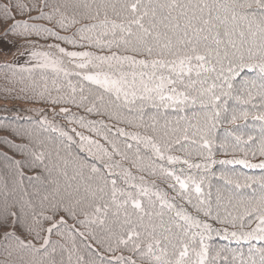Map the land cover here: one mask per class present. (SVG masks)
Returning a JSON list of instances; mask_svg holds the SVG:
<instances>
[{
    "label": "trees",
    "instance_id": "trees-1",
    "mask_svg": "<svg viewBox=\"0 0 264 264\" xmlns=\"http://www.w3.org/2000/svg\"><path fill=\"white\" fill-rule=\"evenodd\" d=\"M123 2L0 0V37L13 45L21 44L58 59L57 64L35 66L6 59L0 62V224L9 211L16 213L8 218L9 226L0 227V264H48L53 258L59 264H116L115 258L122 255L131 256L136 264H156L150 257L143 259L119 244L118 237L131 235L130 226L122 224L124 209L117 217L116 208L109 201L106 216L93 214L88 204L93 200L99 203V200L90 193L87 200L75 204L84 196L86 188L95 189L99 183V176L82 165H95L101 169V175L113 173L110 178L117 180V187L139 199L145 210L152 213V221L157 225L163 222L172 227L171 222H175L187 226L176 212L191 216L201 225L210 224V234L205 233L202 226H192L189 233L190 236L203 233L210 237L205 240L209 246L205 264H248L250 256L259 264L260 253L256 249L264 248V241L230 236L232 231L239 235L257 227L258 214H248L253 208L249 201H257L264 195V168L250 166L264 164V155H261L264 120L255 118L264 115V95H261L264 90L260 89L262 81L258 71L241 72L231 81L232 89L226 86L214 89L215 94L220 95L218 101L211 100L212 93H205L195 104L191 100L186 103L160 101L158 96L140 99L146 94L141 91L138 74L151 69L127 62L93 59L113 54L136 60L154 58L142 50L133 52L131 45L120 40L123 33L113 30L110 23L103 26V9L95 16L98 5L119 6ZM171 2L152 0L153 5ZM5 5L13 18L5 19ZM19 5L25 8L21 11ZM107 20L120 24L123 17L108 9ZM17 21L26 22L30 28L13 31ZM133 31H136L135 26ZM60 48L65 52H60ZM67 52H90L92 57H69ZM82 63L87 67L80 68ZM120 72L127 73L129 81L131 73H137L136 97L129 96L125 100L121 92L117 100L114 90L109 91L85 79L97 74L117 79ZM211 75L214 78L215 74ZM144 79L147 83V77ZM245 81H254L255 87ZM213 82L221 84L220 80L208 79L203 87L208 88ZM223 92L230 95L225 96ZM246 99L248 103H244ZM214 112H219V116L213 117ZM243 113H247L246 118ZM233 116L237 117L234 123ZM77 134L88 137L111 153L110 157H103L105 167H101V153L96 146L87 145ZM205 140L210 141L208 148L204 147ZM152 143L162 146L165 157L175 156L179 160L174 163L161 160ZM87 147H92V152H88ZM37 156L41 158L37 160ZM184 160L188 163L184 164ZM240 160L246 163H238ZM107 165L113 167L107 168ZM162 169L174 171L181 179L191 177L189 187L180 190L174 177L166 176ZM192 181L200 184V193L195 191ZM173 184L175 188L170 187ZM141 188L148 191L147 196L140 195ZM160 197H164L163 201ZM123 199L125 197L118 194L116 202ZM149 200L155 208L148 205ZM168 204L175 207L169 209ZM68 206L73 207L75 217L63 210ZM126 208L128 213L138 214L131 203ZM209 209L210 215L206 216L205 211ZM160 211L164 213L162 218L155 215ZM135 214L131 217L133 223ZM49 216L53 218L51 221L44 219ZM61 219L66 223L58 224L50 236L41 231V227L50 228ZM147 220L145 218L146 223ZM13 223L15 227L11 226ZM28 226L39 231L40 238H35L36 233L30 232ZM157 230L159 232V228ZM176 231L173 227V232ZM7 232L15 235L6 237ZM17 237L35 245L39 251L22 248ZM45 238L50 239L46 249L42 247ZM196 239L199 240V235ZM140 240L143 242L141 250L146 252L150 240L146 236H141ZM109 246L114 251H109ZM153 252L159 254L155 247ZM80 257L82 259H78ZM196 259L190 251V264Z\"/></svg>",
    "mask_w": 264,
    "mask_h": 264
},
{
    "label": "snow or ice",
    "instance_id": "snow-or-ice-1",
    "mask_svg": "<svg viewBox=\"0 0 264 264\" xmlns=\"http://www.w3.org/2000/svg\"><path fill=\"white\" fill-rule=\"evenodd\" d=\"M18 7L21 11L25 8L24 5H19ZM86 7L88 6L86 5ZM101 9L104 10L105 15L103 26L106 27L110 23L113 30L119 29L123 33L120 36V40L125 45H131L133 52L142 50L148 56L154 57L151 60H136L131 56L120 57L113 54L112 56H96L93 58L101 62L115 60L119 63L127 62L130 65H139L143 68L151 69V71H142L138 74L141 91L146 94L141 95L140 99H151L153 96H158L160 101L186 103L191 100L195 104L196 100L205 93H212L211 100L218 101L220 100V95L215 94L214 89L217 87L223 88L224 86L232 89L231 81L245 70L258 71L259 79L262 81L260 89L264 90V0H195V2L187 0L184 3L179 2V0H172L171 3H158L155 5L152 4V0H148L147 3H144L143 0H124L119 6L116 4L98 5L95 16L100 15ZM108 9L116 16L123 17L120 24L107 20ZM173 12L176 13L175 16H173ZM95 16L92 18H95ZM4 17L5 19L13 18L8 11L7 5L4 6ZM134 26L136 31H133ZM92 27L95 28L97 26L93 25ZM29 28L30 25L26 22L17 21L12 30L24 29L27 31ZM88 30L91 31V29ZM112 35L115 37L116 32L113 31ZM60 39L63 38L61 37ZM59 51L65 52L64 48H60ZM33 55H37V53H33ZM66 55L69 57H92L90 52H67ZM89 63H91V60ZM109 66L112 67L111 64ZM79 67L85 68L87 65L82 63ZM165 71L167 74H165ZM193 73H195V78ZM211 74H215L214 78ZM131 75V81L127 78L128 74L124 72H120L117 79L107 74L88 75L85 79L101 84L109 91L114 90L117 93V100L120 99V93L123 92L124 99L128 100L129 96H137V73H131ZM145 77H147V83L145 82ZM208 79L220 80L221 84L217 85L213 82L210 87L205 88L203 86L208 83ZM149 83L152 84L151 87H149ZM245 83L252 88L255 87L254 81H245ZM198 85L199 87H197ZM166 92L169 94L165 95ZM223 95L227 96L230 93L223 92ZM261 95H264V91L261 92ZM248 96L249 99L252 98L251 91L248 92ZM248 102L249 100H244V103ZM201 103H203L202 100ZM88 111H92V109H88ZM242 115L245 118L247 117V113ZM215 116H219V112H214L213 117ZM255 118L264 120V115ZM236 119L237 117L233 116L232 122L234 123ZM77 135L80 136L81 141H86L87 145L96 146L101 153V167H105L103 157H110L111 153L88 137L81 134ZM68 139L71 140L72 137L69 136ZM149 142L151 143V140ZM209 146L210 141L205 140L204 147L208 148ZM127 147L131 148L132 146L127 145ZM152 147L161 160L167 159V161L173 163L179 160L175 156L165 157L162 146L152 143ZM113 148L115 149L116 146L113 145ZM87 151L92 152V147H87ZM120 154L123 155V153ZM261 155H264V149L261 150ZM40 158V156H37V160ZM125 158L127 157L125 156ZM183 163L187 164L188 161L184 160ZM238 163L243 164L246 161L240 160ZM250 166L264 168V164ZM82 167H88L91 173L99 176V183H97L95 189L86 188L84 196L76 200L75 204L80 205L83 200H87L90 193L92 197H96L99 200V203L93 200L88 204L93 214L106 216L110 207L109 201L115 206V215L117 217H119L120 210L124 209L122 224L130 226L128 231L131 235H128L127 238L118 237V242L126 246L129 252L138 254L143 259L150 257L156 264H190L189 253L191 251L197 257L194 264H205L209 253V246L205 243V240L210 237L203 233L190 236L189 233L192 226L197 228L202 226L204 232L210 234L212 231L210 224L204 223L201 225L200 221L194 220L191 216L176 212L175 215L185 221L187 226L175 222H171L172 227L167 226L163 222L157 225L152 221V213L145 210V206L139 199L130 192L125 193L117 187V180L110 178L114 175L113 173L108 172L105 175H101V169L95 165H82ZM106 167L111 168L113 165H107ZM194 167L199 168L200 165H194ZM162 171L166 176L174 177L180 190L189 187L191 177L181 179V176L176 175L174 171H168L167 169H162ZM192 183L195 184V191L200 193V184H196L195 181H192ZM176 184L170 187L175 188ZM75 191L79 192L80 190L75 189ZM118 194L125 197L119 203L116 202ZM140 195L147 196L148 191L141 188ZM105 197H108L109 200L106 201ZM160 199L163 201L164 197H160ZM128 203H131L134 210H138V214L128 213L126 208ZM249 203L253 204V208L252 212L248 214H258L259 223L257 227L248 232H240L239 235L236 231H232L230 236L237 239L264 241V195H261L259 200L249 201ZM148 205L155 208V204L151 200L148 201ZM167 207L171 209L175 205L168 204ZM56 210L59 211V207H56ZM63 210L70 216L75 217L76 215L72 206L65 207ZM81 210L83 211V209ZM134 214L135 223L131 219ZM155 215L162 218L164 213L160 211L155 213ZM205 215H210V209L205 211ZM14 216H16V213L9 211L0 227L9 226L8 218ZM145 218H148L147 223ZM44 219L51 221L53 218L49 216L44 217ZM99 222L101 224L104 223L103 220ZM224 222L229 223V221ZM64 223L66 221L61 219L58 222H54L50 228L41 227V231L46 232L50 236L58 224ZM36 224L39 226L38 221ZM11 226L15 227V223ZM173 227L178 231L173 232ZM28 228L30 232L36 233L35 238H40L39 231H36L32 226H28ZM13 235H15L13 232L5 233L6 237ZM80 235L83 236V233H80ZM197 235H199V240L196 239ZM141 236H146L150 240L146 245V252L141 250V244L143 243L140 240ZM225 239H228V236H225ZM17 241L22 248H32L39 251V249L35 248V245L25 243L19 240V237H17ZM48 243H50V239L45 238L42 247L46 249ZM196 246L199 247V251H197ZM154 247L159 254L153 252ZM108 250L114 251L111 246H109ZM256 251L260 253L259 264H264V248L256 249ZM68 259L69 261L71 260V255H69ZM78 259H82V257ZM101 259L103 260V257ZM115 259L116 264H136L131 256L122 255ZM48 264H59V262L53 258L48 261ZM248 264H256V261L250 256Z\"/></svg>",
    "mask_w": 264,
    "mask_h": 264
},
{
    "label": "rangeland",
    "instance_id": "rangeland-1",
    "mask_svg": "<svg viewBox=\"0 0 264 264\" xmlns=\"http://www.w3.org/2000/svg\"><path fill=\"white\" fill-rule=\"evenodd\" d=\"M33 53H37V55H33ZM3 59L8 61L14 60L15 62L25 66L58 63V59L53 56H49V54L42 53L21 44L13 45L8 40L0 37V62Z\"/></svg>",
    "mask_w": 264,
    "mask_h": 264
}]
</instances>
